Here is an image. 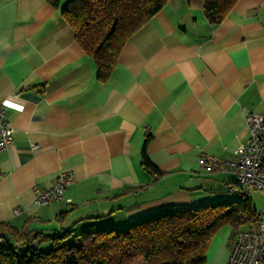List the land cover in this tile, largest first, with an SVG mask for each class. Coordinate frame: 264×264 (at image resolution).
<instances>
[{"label": "crops", "instance_id": "1", "mask_svg": "<svg viewBox=\"0 0 264 264\" xmlns=\"http://www.w3.org/2000/svg\"><path fill=\"white\" fill-rule=\"evenodd\" d=\"M65 1L0 0V104L14 129L0 150V221L119 229L240 195L228 191L234 171L201 157L229 160L248 136L246 114H264V0H237L215 24L203 0H168L104 82L61 14ZM144 147L161 174L142 167ZM62 170L71 201L35 206L33 187ZM232 235L223 225L200 264H226Z\"/></svg>", "mask_w": 264, "mask_h": 264}, {"label": "trees", "instance_id": "2", "mask_svg": "<svg viewBox=\"0 0 264 264\" xmlns=\"http://www.w3.org/2000/svg\"><path fill=\"white\" fill-rule=\"evenodd\" d=\"M61 0H48L58 6ZM168 0H66L61 14L74 39L95 64L96 77L106 81L121 48L132 33ZM237 0H203V14L220 22ZM141 165L154 174L161 170L146 154ZM260 216L247 191L237 200L163 212L123 228L102 227L37 232L0 221V264H200L214 234L226 224L233 233L255 229Z\"/></svg>", "mask_w": 264, "mask_h": 264}, {"label": "built area", "instance_id": "3", "mask_svg": "<svg viewBox=\"0 0 264 264\" xmlns=\"http://www.w3.org/2000/svg\"><path fill=\"white\" fill-rule=\"evenodd\" d=\"M248 136L237 146L234 155L226 161L210 155L201 157L206 168L221 166L235 172L238 187H228V191L237 190L240 194L250 189L264 195V114L249 112L245 116ZM13 126L6 110L0 104V150L14 141ZM32 147H36L32 144ZM73 177L69 171L62 170L54 182L45 187H33V204L51 206L54 202H70L65 197L67 187ZM19 211L15 208L14 212ZM226 264H264V218H259L255 229H240L233 233L229 257Z\"/></svg>", "mask_w": 264, "mask_h": 264}, {"label": "rangeland", "instance_id": "4", "mask_svg": "<svg viewBox=\"0 0 264 264\" xmlns=\"http://www.w3.org/2000/svg\"><path fill=\"white\" fill-rule=\"evenodd\" d=\"M247 194L249 195V198L251 199L253 206L258 211L260 218H264V195L260 194L255 189L247 190ZM239 198L240 195H236L234 200H237Z\"/></svg>", "mask_w": 264, "mask_h": 264}]
</instances>
